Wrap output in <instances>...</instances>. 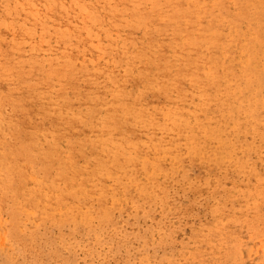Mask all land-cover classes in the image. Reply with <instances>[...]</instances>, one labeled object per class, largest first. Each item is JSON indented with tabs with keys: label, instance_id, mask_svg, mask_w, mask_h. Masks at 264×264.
Masks as SVG:
<instances>
[{
	"label": "rangeland",
	"instance_id": "374dc122",
	"mask_svg": "<svg viewBox=\"0 0 264 264\" xmlns=\"http://www.w3.org/2000/svg\"><path fill=\"white\" fill-rule=\"evenodd\" d=\"M3 59L0 264H264V0H0Z\"/></svg>",
	"mask_w": 264,
	"mask_h": 264
},
{
	"label": "bare ground",
	"instance_id": "6f19581e",
	"mask_svg": "<svg viewBox=\"0 0 264 264\" xmlns=\"http://www.w3.org/2000/svg\"><path fill=\"white\" fill-rule=\"evenodd\" d=\"M18 64V63H17ZM21 68V66H19ZM12 69H17L14 67L13 63H10L7 59H3L0 62V79L6 80L9 84L5 91L0 89V100L3 103H10L19 110L20 122H25L31 110L28 109L23 101V93L21 92L20 85H12L10 81L14 79V75L11 74ZM20 75V74H19Z\"/></svg>",
	"mask_w": 264,
	"mask_h": 264
}]
</instances>
